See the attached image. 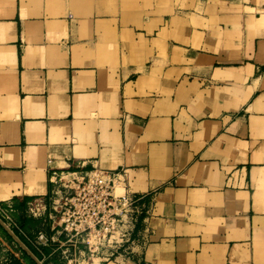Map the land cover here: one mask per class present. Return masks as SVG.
Returning a JSON list of instances; mask_svg holds the SVG:
<instances>
[{"label":"crops","instance_id":"1","mask_svg":"<svg viewBox=\"0 0 264 264\" xmlns=\"http://www.w3.org/2000/svg\"><path fill=\"white\" fill-rule=\"evenodd\" d=\"M96 167L145 207L115 260L51 211ZM0 208L42 264H264V0H0Z\"/></svg>","mask_w":264,"mask_h":264},{"label":"built area","instance_id":"2","mask_svg":"<svg viewBox=\"0 0 264 264\" xmlns=\"http://www.w3.org/2000/svg\"><path fill=\"white\" fill-rule=\"evenodd\" d=\"M125 177V172L97 167L80 177L73 174L58 177L62 188L70 192L59 201H52L51 207L60 234L65 235V241L58 242L61 247L68 245L73 252L91 258L103 256L115 260L120 255L124 245L131 242L145 210L139 199L128 192ZM39 209L35 207L32 214ZM0 215L9 222L8 227L13 226L25 237L1 208ZM67 253L61 251L65 258Z\"/></svg>","mask_w":264,"mask_h":264},{"label":"trees","instance_id":"3","mask_svg":"<svg viewBox=\"0 0 264 264\" xmlns=\"http://www.w3.org/2000/svg\"><path fill=\"white\" fill-rule=\"evenodd\" d=\"M0 219L4 222V219ZM11 231L18 237V239L29 249V251L39 260L41 261V256L37 253L34 247L23 237L15 228H10ZM0 236L4 238L5 241L12 243L11 237L4 231V229L0 226ZM21 254V259L23 260V264H36L32 258H30L24 251L19 250ZM13 264H22L18 259L13 260Z\"/></svg>","mask_w":264,"mask_h":264},{"label":"rangeland","instance_id":"4","mask_svg":"<svg viewBox=\"0 0 264 264\" xmlns=\"http://www.w3.org/2000/svg\"><path fill=\"white\" fill-rule=\"evenodd\" d=\"M12 241H13L12 243L4 241L6 246H2V248H0V264H13V259H17L14 256V254H16L19 257V259H21V255L19 254V250H22V249L18 246V244L13 239H12ZM1 249H6V252L5 251L2 252ZM9 255H10V257H9ZM9 260H10V262H9Z\"/></svg>","mask_w":264,"mask_h":264},{"label":"water","instance_id":"5","mask_svg":"<svg viewBox=\"0 0 264 264\" xmlns=\"http://www.w3.org/2000/svg\"><path fill=\"white\" fill-rule=\"evenodd\" d=\"M0 226L4 231L18 244V246L30 257L36 264H42L30 251L29 249L18 239V237L11 231V229L0 219ZM39 241L46 244V239L40 237Z\"/></svg>","mask_w":264,"mask_h":264}]
</instances>
